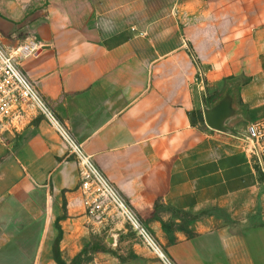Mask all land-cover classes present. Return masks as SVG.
I'll return each mask as SVG.
<instances>
[{"label": "crops", "instance_id": "0c3cea01", "mask_svg": "<svg viewBox=\"0 0 264 264\" xmlns=\"http://www.w3.org/2000/svg\"><path fill=\"white\" fill-rule=\"evenodd\" d=\"M44 14H0V41L39 42L21 70L174 263L264 264V175L203 113L238 80L234 129L264 118V0H54ZM80 181L41 115L0 131V264H56L58 227L65 261L99 244L95 264H163L124 222L92 225ZM174 213L201 216L181 228Z\"/></svg>", "mask_w": 264, "mask_h": 264}, {"label": "built area", "instance_id": "2783aa9c", "mask_svg": "<svg viewBox=\"0 0 264 264\" xmlns=\"http://www.w3.org/2000/svg\"><path fill=\"white\" fill-rule=\"evenodd\" d=\"M41 48L39 42L33 40L12 51L0 41V131H15L28 111L44 117L67 145L69 155L78 163L81 180L79 189L90 223H97L107 230L110 225L122 221L163 264H175L121 191L99 169L93 156L85 151L69 127L21 70L19 59L33 56ZM233 134L250 155L258 172L264 175V118L250 123L246 128L234 129Z\"/></svg>", "mask_w": 264, "mask_h": 264}, {"label": "rangeland", "instance_id": "374dc122", "mask_svg": "<svg viewBox=\"0 0 264 264\" xmlns=\"http://www.w3.org/2000/svg\"><path fill=\"white\" fill-rule=\"evenodd\" d=\"M54 0H0V14L17 20L19 23L28 25L34 20L44 17V10L51 5ZM243 123V122H240ZM240 123H235L233 128ZM208 214V213H207ZM211 214H215L224 223L232 222L229 217L218 210H214ZM181 220L180 227L187 228V226L194 220L199 218L201 215H192L187 213H174ZM132 234L137 237V235L131 230ZM138 238V237H137ZM139 239V238H138ZM140 241V239H139ZM141 242V241H140ZM142 244V243H141ZM88 251L76 255L73 259L66 261L67 264H95L96 253L100 251H109L101 245H94ZM154 254V253H153ZM57 264V263H56Z\"/></svg>", "mask_w": 264, "mask_h": 264}, {"label": "water", "instance_id": "95a60500", "mask_svg": "<svg viewBox=\"0 0 264 264\" xmlns=\"http://www.w3.org/2000/svg\"><path fill=\"white\" fill-rule=\"evenodd\" d=\"M240 83L231 80L226 83L222 94L213 102L203 106L204 119L207 127L224 134L233 135L235 123L245 122L247 110L238 104ZM119 231H112L108 244L116 246Z\"/></svg>", "mask_w": 264, "mask_h": 264}, {"label": "trees", "instance_id": "16d2710c", "mask_svg": "<svg viewBox=\"0 0 264 264\" xmlns=\"http://www.w3.org/2000/svg\"><path fill=\"white\" fill-rule=\"evenodd\" d=\"M198 114L200 115L201 119H203L202 112L200 111ZM164 227H165L166 230H168L169 233L171 232V229L167 225H164ZM58 229H59L60 235H59V237L57 239V242H56V245L54 247V260L56 261L57 264H67L66 261L62 258V255H61V252H60V249H59V243H60V241L62 239V231H61L60 227H58ZM189 234H191V233H189Z\"/></svg>", "mask_w": 264, "mask_h": 264}]
</instances>
